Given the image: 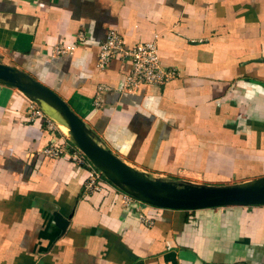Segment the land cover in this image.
<instances>
[{"label": "crops", "instance_id": "0c3cea01", "mask_svg": "<svg viewBox=\"0 0 264 264\" xmlns=\"http://www.w3.org/2000/svg\"><path fill=\"white\" fill-rule=\"evenodd\" d=\"M109 29L125 48L154 41L176 77L120 91L130 64L95 66ZM56 44L74 49L50 57ZM0 63L54 92L150 179L264 176V0H0ZM39 103L43 117L30 116V101L0 84V264H264V206H123L105 179L84 193V168L42 154L59 140L54 122L67 133Z\"/></svg>", "mask_w": 264, "mask_h": 264}, {"label": "water", "instance_id": "95a60500", "mask_svg": "<svg viewBox=\"0 0 264 264\" xmlns=\"http://www.w3.org/2000/svg\"><path fill=\"white\" fill-rule=\"evenodd\" d=\"M0 84L16 89L40 110L39 101L55 111L68 129L70 143L108 183L142 204L173 211L264 206V176L228 185L150 179L101 147L94 133L54 92L26 73L0 63Z\"/></svg>", "mask_w": 264, "mask_h": 264}, {"label": "built area", "instance_id": "2783aa9c", "mask_svg": "<svg viewBox=\"0 0 264 264\" xmlns=\"http://www.w3.org/2000/svg\"><path fill=\"white\" fill-rule=\"evenodd\" d=\"M75 41L76 43L84 41L82 32L76 33ZM73 49V45L56 44L50 51V57L70 54ZM116 58L130 64L129 72L123 78L120 91L131 93L140 86L160 87L176 77V72L173 69L164 68L160 64L157 45L154 41L137 43L131 48H125L118 33L114 29H109L105 34L104 40L98 45L95 66L98 70H102L110 61ZM106 90V86L97 85L96 95H98L93 102L95 107L99 106L100 95ZM29 109L30 116L43 117L44 113L32 102H30ZM48 127L53 129L50 125ZM68 146L71 149L69 154L66 151V145L61 142L60 138L59 140H52L50 144L42 149V154L50 158L67 155L73 163L87 171V177L83 183L84 193L99 191L104 180L102 175L70 144L69 140ZM120 197V202L123 206L138 203L137 200L124 193H121Z\"/></svg>", "mask_w": 264, "mask_h": 264}, {"label": "rangeland", "instance_id": "374dc122", "mask_svg": "<svg viewBox=\"0 0 264 264\" xmlns=\"http://www.w3.org/2000/svg\"><path fill=\"white\" fill-rule=\"evenodd\" d=\"M53 126L55 127V130L57 132V136L61 139V142L66 145V151L69 154V152H71V149L68 146V140L69 139H68L67 134L63 133L55 122L53 123ZM173 182L179 183V182H185V181H177V180L175 181L174 180Z\"/></svg>", "mask_w": 264, "mask_h": 264}, {"label": "bare ground", "instance_id": "6f19581e", "mask_svg": "<svg viewBox=\"0 0 264 264\" xmlns=\"http://www.w3.org/2000/svg\"><path fill=\"white\" fill-rule=\"evenodd\" d=\"M41 106V105H40ZM44 108L49 112V114H51L56 121L59 123V125L61 126V128L68 134V129L65 126V124L62 122L61 118L58 116V114L53 111L49 106H47L45 103H43ZM42 109V108H41ZM69 135V134H68Z\"/></svg>", "mask_w": 264, "mask_h": 264}, {"label": "trees", "instance_id": "16d2710c", "mask_svg": "<svg viewBox=\"0 0 264 264\" xmlns=\"http://www.w3.org/2000/svg\"><path fill=\"white\" fill-rule=\"evenodd\" d=\"M71 144V143H70ZM72 145V144H71Z\"/></svg>", "mask_w": 264, "mask_h": 264}]
</instances>
